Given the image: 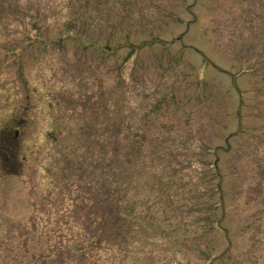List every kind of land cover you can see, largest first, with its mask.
Wrapping results in <instances>:
<instances>
[{"label": "rangeland", "instance_id": "obj_1", "mask_svg": "<svg viewBox=\"0 0 264 264\" xmlns=\"http://www.w3.org/2000/svg\"><path fill=\"white\" fill-rule=\"evenodd\" d=\"M5 138L0 264H264V0H0Z\"/></svg>", "mask_w": 264, "mask_h": 264}, {"label": "flooded vegetation", "instance_id": "obj_2", "mask_svg": "<svg viewBox=\"0 0 264 264\" xmlns=\"http://www.w3.org/2000/svg\"><path fill=\"white\" fill-rule=\"evenodd\" d=\"M18 133H19V129L17 128L14 132V135H13L14 138L13 139H15V138H17V136H19ZM19 143H22V141H19ZM14 144L15 143H8L5 141H2L0 144V148L3 147L2 148L3 150H6V151L11 152V153L12 152L16 153L17 149H16Z\"/></svg>", "mask_w": 264, "mask_h": 264}]
</instances>
